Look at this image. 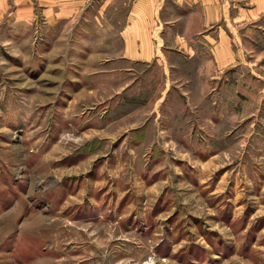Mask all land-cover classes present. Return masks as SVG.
Instances as JSON below:
<instances>
[{"label":"rangeland","instance_id":"1","mask_svg":"<svg viewBox=\"0 0 264 264\" xmlns=\"http://www.w3.org/2000/svg\"><path fill=\"white\" fill-rule=\"evenodd\" d=\"M33 1L0 33V264H264V34L203 96L167 64L100 70L127 0Z\"/></svg>","mask_w":264,"mask_h":264},{"label":"crops","instance_id":"2","mask_svg":"<svg viewBox=\"0 0 264 264\" xmlns=\"http://www.w3.org/2000/svg\"><path fill=\"white\" fill-rule=\"evenodd\" d=\"M88 1L37 3L46 10L52 6L54 13L46 20L55 21L75 17ZM104 1L107 5L115 0ZM32 4L33 0H0V33L8 31L13 36L28 30ZM121 4L129 6L119 32L121 46L115 56L100 59V70L107 74L131 70L138 62L167 64L169 72L178 68L184 71L183 78L173 80L182 86L197 84L200 94L209 91L217 75L235 65L248 64L254 52L245 43L251 30L258 31V38L264 34V0H127ZM258 52L264 53V44ZM170 54L181 62L171 61Z\"/></svg>","mask_w":264,"mask_h":264},{"label":"bare ground","instance_id":"3","mask_svg":"<svg viewBox=\"0 0 264 264\" xmlns=\"http://www.w3.org/2000/svg\"><path fill=\"white\" fill-rule=\"evenodd\" d=\"M143 264H154L151 260L150 261H146L145 263Z\"/></svg>","mask_w":264,"mask_h":264}]
</instances>
